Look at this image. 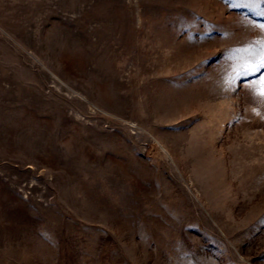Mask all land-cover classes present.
Returning <instances> with one entry per match:
<instances>
[{"label":"rangeland","instance_id":"374dc122","mask_svg":"<svg viewBox=\"0 0 264 264\" xmlns=\"http://www.w3.org/2000/svg\"><path fill=\"white\" fill-rule=\"evenodd\" d=\"M264 2L0 0V264H264Z\"/></svg>","mask_w":264,"mask_h":264},{"label":"snow or ice","instance_id":"6c2138e0","mask_svg":"<svg viewBox=\"0 0 264 264\" xmlns=\"http://www.w3.org/2000/svg\"><path fill=\"white\" fill-rule=\"evenodd\" d=\"M260 2H264V0H260ZM258 67H264V57H262L260 64L257 65H253L252 68L253 70H258ZM260 87H259V95L261 97H264V76H262L260 78V80L258 81Z\"/></svg>","mask_w":264,"mask_h":264}]
</instances>
